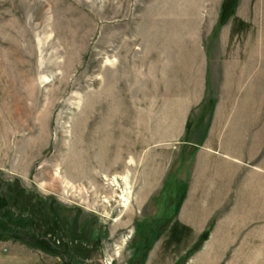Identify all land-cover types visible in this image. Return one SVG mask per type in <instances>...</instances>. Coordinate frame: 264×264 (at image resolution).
I'll list each match as a JSON object with an SVG mask.
<instances>
[{
    "label": "rangeland",
    "instance_id": "1",
    "mask_svg": "<svg viewBox=\"0 0 264 264\" xmlns=\"http://www.w3.org/2000/svg\"><path fill=\"white\" fill-rule=\"evenodd\" d=\"M200 46L239 164L189 253ZM0 228L42 264H140L159 229L144 264H264V0H0Z\"/></svg>",
    "mask_w": 264,
    "mask_h": 264
},
{
    "label": "crops",
    "instance_id": "2",
    "mask_svg": "<svg viewBox=\"0 0 264 264\" xmlns=\"http://www.w3.org/2000/svg\"><path fill=\"white\" fill-rule=\"evenodd\" d=\"M198 51L200 62L196 68L200 74L199 84L203 92H205L208 75L212 96L209 99V103L205 101L201 105L204 106L199 108V116L196 117L193 122V127L190 129L194 132L192 138H184L183 141H179V144L185 148L195 149V154L193 155L195 172L192 175L194 183L185 184L188 191L186 190L184 201L177 214V220L180 224L186 228L193 229L194 233L198 232V237H196L197 239L194 243L208 229H210L208 235V238H210L214 227V221L212 222L210 219L211 216L205 217L198 213L199 211L204 212L205 208L209 205V201L205 195H221V201L224 204L228 179L230 185L233 183V172L231 168L235 163L239 164V159L235 158L233 151L232 139L228 136L229 132L233 130V110L228 115L224 114L223 106L226 105L224 99L213 97V61L211 62V68H208L207 61L202 58L204 48L200 46ZM182 131L184 133L186 132L185 126ZM228 169H230L229 172ZM208 173H210V177ZM214 190L218 191L217 194L214 193ZM198 191L200 192V196H202L200 199L196 198ZM201 191L203 192L202 194ZM190 208H192L193 213L188 211ZM215 210H217L216 206L213 207V211ZM4 243H7L8 246L5 247ZM12 247H14V251H12ZM29 247L11 240H0V264H18L19 262L23 264L22 257L30 258L29 253L36 259L35 262L37 264H42V259L38 257L39 255L34 253L30 249L31 247Z\"/></svg>",
    "mask_w": 264,
    "mask_h": 264
},
{
    "label": "trees",
    "instance_id": "3",
    "mask_svg": "<svg viewBox=\"0 0 264 264\" xmlns=\"http://www.w3.org/2000/svg\"><path fill=\"white\" fill-rule=\"evenodd\" d=\"M163 218H161V222L163 221L162 220ZM10 226H12V225H10ZM9 227V226H8ZM13 227V229L12 230H14L15 229V231L17 230V229H19V227L17 226V225H13L12 226ZM3 228H0V233H2L3 232V230H2ZM22 230L23 229H25V228H21ZM209 232H210V229H208V230H206L201 236H200V238L197 240V242H195V244L192 246V248L190 249V251H189V253L190 252H192L193 250H196L198 247H200L202 244H203V242L208 238V235H209ZM8 232H6V234H7ZM161 234H162V231H160V229L155 233V238L153 239V241H151V243H149V244H147V246H145L144 248H140V253H142L140 256H141V258H140V260H141V263L140 264H144V261H145V259H147V252L146 251H148V249H150L151 247H152V245H153V242H155L160 236H161ZM3 237V236H2ZM2 237L0 236V240H2ZM9 237V236H8ZM18 240H21V241H23V243H25V244H27L28 246H30V247H33V248H43L44 250H46L47 252H50L51 250L49 249V248H47V247H45V245H40V243H41V241L39 240V238H37L36 239V241L39 243V245L38 246H36L35 244H33V243H31L30 242V240H25V239H23V238H21L20 237V239H18ZM46 244V243H45ZM143 249V250H142ZM142 250V251H141ZM63 257L65 256L66 258H69L70 257V255H67L65 252H61L60 253ZM64 257V258H65ZM72 259H73V257H72Z\"/></svg>",
    "mask_w": 264,
    "mask_h": 264
},
{
    "label": "bare ground",
    "instance_id": "4",
    "mask_svg": "<svg viewBox=\"0 0 264 264\" xmlns=\"http://www.w3.org/2000/svg\"><path fill=\"white\" fill-rule=\"evenodd\" d=\"M81 171V169H80ZM56 175H59L63 180L64 182L67 184V186H70V187H73V184L71 181H69L67 179V177H65L63 174H62V171H61V168L58 166L56 168ZM114 184H116L117 186H119V182H118V179L117 178H114L113 180ZM124 182H125V188H122L121 190V194H120V197H121V203L123 206H127L129 203H130V197H131V194H132V185H131V182H130V179L128 176L124 177ZM105 202H110L109 200H106ZM125 241V240H124Z\"/></svg>",
    "mask_w": 264,
    "mask_h": 264
}]
</instances>
